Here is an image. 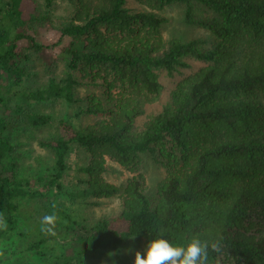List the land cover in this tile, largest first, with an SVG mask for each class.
<instances>
[{
  "label": "trees",
  "instance_id": "trees-1",
  "mask_svg": "<svg viewBox=\"0 0 264 264\" xmlns=\"http://www.w3.org/2000/svg\"><path fill=\"white\" fill-rule=\"evenodd\" d=\"M65 1L71 14L59 32L67 41L57 50L59 44L36 40L53 22L56 0H0V242L13 235L21 202L36 199L47 202L44 215L56 217L52 236H69L58 264H87L94 254L121 261L130 241L145 246L157 235L215 243L206 264H224L223 253L235 264H264V0H137L141 12L129 10L128 0ZM174 4L183 6L187 26L206 31L205 39L163 38L161 12ZM51 52L64 76L24 88L28 53L49 66ZM189 60L204 66L135 127L144 107L159 100L157 72L172 78L191 68ZM81 86L103 92L78 97ZM57 99L75 105L76 116L105 118L80 128L59 120L58 133L37 143L51 153L50 173L23 176L12 127L19 119L33 129L48 125L51 117L31 104ZM73 147L87 157L69 200L97 206L117 196L118 213L87 223L54 199L64 191ZM146 155L166 171L154 201L140 173ZM106 158L133 176L120 186L106 182ZM46 242L33 245L38 255H49Z\"/></svg>",
  "mask_w": 264,
  "mask_h": 264
},
{
  "label": "rangeland",
  "instance_id": "rangeland-1",
  "mask_svg": "<svg viewBox=\"0 0 264 264\" xmlns=\"http://www.w3.org/2000/svg\"><path fill=\"white\" fill-rule=\"evenodd\" d=\"M40 5V0H38ZM126 7L132 12L146 11L145 6L137 0H128ZM71 14V6L65 0H56L52 9L53 22L49 29L39 30L36 40L44 45H57V50L67 39L61 38L59 27ZM161 15L165 18L161 33L165 40L178 39L187 41L191 39H205L207 33L203 29L187 26L183 22V6L174 4L166 7ZM55 50V51H57ZM29 58L26 61V71L30 74L29 78L23 83L24 88L34 89L36 86L45 85L50 78L59 79L64 76L65 70L63 63L58 58L57 52H51L50 65L47 66L36 54L28 53ZM190 69L183 70L172 78L166 76L162 71L157 72L158 82L162 85L159 100L152 102L144 107V114L137 117L134 121L135 127H141L149 116L157 114L167 102L170 91L179 81L193 74L204 66L200 62L189 60ZM78 97H83L88 93L101 94V88H88L81 86L78 88ZM31 109L37 113L47 114L51 117L48 125L33 129L27 127L24 121L19 119L15 121L12 131L13 143L17 144L18 151L22 153L19 159L20 172L23 176L43 177L51 170V153L38 147L40 139L48 140L58 133L57 122L61 119L70 121L75 128L92 125L105 116H76L78 109L75 105H69L62 99H57L46 103H33ZM71 149L68 157L69 170L64 174L62 183L64 191L54 195V199L61 202L65 210L76 220L92 222L100 217L116 214L120 211V198H104L99 200L97 206H90L78 200L71 202L67 196L72 189L77 187V168L87 155ZM109 169L102 175V178L111 184L124 185L127 179L133 176L126 169L119 167L114 162L106 158ZM140 173L145 178L144 193L154 201L157 192V186L165 177V168L159 164H154L148 155L145 156L141 165ZM47 202L26 200L21 202L17 224L13 235L5 241L0 242V258H4L7 264H11V259H18L28 264H58V257L64 253L69 244V236H59V233L52 236L51 233L41 231V220L45 214ZM52 238V242L48 239ZM47 240L46 244L50 247L49 255H38L33 249V245L41 240ZM144 244L142 241L132 240L122 250L121 261L116 260L109 254H94L88 258L87 264H133L134 252L142 251ZM224 264H233L223 253L221 255ZM10 259V260H9ZM221 259V258H220ZM222 264V263H221ZM235 264V263H234ZM240 264H246L240 262Z\"/></svg>",
  "mask_w": 264,
  "mask_h": 264
},
{
  "label": "clouds",
  "instance_id": "clouds-1",
  "mask_svg": "<svg viewBox=\"0 0 264 264\" xmlns=\"http://www.w3.org/2000/svg\"><path fill=\"white\" fill-rule=\"evenodd\" d=\"M55 220V215H44L41 220V231L51 233ZM209 247L217 249L215 243L209 245L199 238L173 243L162 238V235H157L146 242L142 251L134 252L133 264H206Z\"/></svg>",
  "mask_w": 264,
  "mask_h": 264
}]
</instances>
